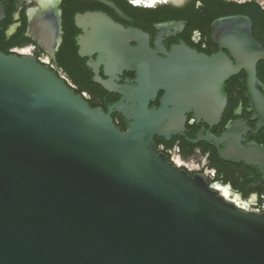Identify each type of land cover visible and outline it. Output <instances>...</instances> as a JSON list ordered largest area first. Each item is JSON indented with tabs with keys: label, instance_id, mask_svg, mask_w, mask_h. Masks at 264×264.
<instances>
[{
	"label": "water",
	"instance_id": "1",
	"mask_svg": "<svg viewBox=\"0 0 264 264\" xmlns=\"http://www.w3.org/2000/svg\"><path fill=\"white\" fill-rule=\"evenodd\" d=\"M77 24L90 28L81 55L101 51L116 68L135 70V85L97 78L123 95L106 112L37 56L0 50V264H264V211L228 201L154 141L184 129L193 109L220 117L226 81L242 67L264 104V47L251 20L216 24L228 28L218 42L236 63L184 43L163 58L143 30L102 12L77 15ZM160 90L161 105L150 108ZM115 110L130 121L127 130Z\"/></svg>",
	"mask_w": 264,
	"mask_h": 264
},
{
	"label": "flooded vegetation",
	"instance_id": "2",
	"mask_svg": "<svg viewBox=\"0 0 264 264\" xmlns=\"http://www.w3.org/2000/svg\"><path fill=\"white\" fill-rule=\"evenodd\" d=\"M110 1L123 15L99 0H0V50L37 56L92 107L108 112L123 95L96 79L122 89L135 85L137 74L116 68L99 50L81 55L79 42L90 28L80 27L77 15L102 12L125 28L141 29L163 58L184 43L208 56L222 52L236 63L231 51L218 42L228 28L216 29L221 19L232 16L248 17L255 39L264 47V28L243 14V0ZM238 30L242 32L243 25ZM257 75L264 99V60L257 65ZM226 85L227 102L220 117L207 120L193 109L186 113L185 128L179 133L154 136L156 149L189 174L203 175L228 201L264 211V104L252 96L243 67ZM165 93L160 90L150 108L159 107ZM111 115L117 126L128 129L130 121L123 113L115 110Z\"/></svg>",
	"mask_w": 264,
	"mask_h": 264
},
{
	"label": "trees",
	"instance_id": "3",
	"mask_svg": "<svg viewBox=\"0 0 264 264\" xmlns=\"http://www.w3.org/2000/svg\"><path fill=\"white\" fill-rule=\"evenodd\" d=\"M231 11H236V10L234 9ZM255 12L257 14H254ZM243 14L251 17V19L253 20L256 26L259 24L262 28H264V9L256 0H248L246 2H243ZM5 53L9 54V52H5Z\"/></svg>",
	"mask_w": 264,
	"mask_h": 264
},
{
	"label": "rangeland",
	"instance_id": "4",
	"mask_svg": "<svg viewBox=\"0 0 264 264\" xmlns=\"http://www.w3.org/2000/svg\"><path fill=\"white\" fill-rule=\"evenodd\" d=\"M173 1L174 3L178 2L179 0H170ZM243 1H248V0H243ZM261 6L264 7V0H256Z\"/></svg>",
	"mask_w": 264,
	"mask_h": 264
},
{
	"label": "built area",
	"instance_id": "5",
	"mask_svg": "<svg viewBox=\"0 0 264 264\" xmlns=\"http://www.w3.org/2000/svg\"><path fill=\"white\" fill-rule=\"evenodd\" d=\"M245 209H254V210H257V211H262V209H260V208H249V207H246Z\"/></svg>",
	"mask_w": 264,
	"mask_h": 264
},
{
	"label": "bare ground",
	"instance_id": "6",
	"mask_svg": "<svg viewBox=\"0 0 264 264\" xmlns=\"http://www.w3.org/2000/svg\"><path fill=\"white\" fill-rule=\"evenodd\" d=\"M151 1H154V0H151Z\"/></svg>",
	"mask_w": 264,
	"mask_h": 264
}]
</instances>
